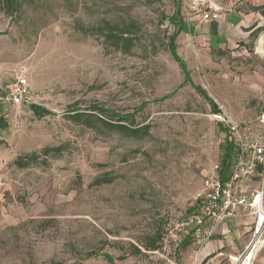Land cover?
Segmentation results:
<instances>
[{"label":"rangeland","instance_id":"1","mask_svg":"<svg viewBox=\"0 0 264 264\" xmlns=\"http://www.w3.org/2000/svg\"><path fill=\"white\" fill-rule=\"evenodd\" d=\"M229 1L220 0L227 11L255 10L260 27L222 50L190 32L201 22L188 0H18L14 15L0 0V91L23 73L52 113L39 119L28 107L0 106L8 125L0 126V264L174 261L144 244L189 212L232 142L215 115L264 135V0ZM180 24L185 86L168 46ZM109 26L132 30L130 52L106 44L98 32ZM143 103L135 120L152 127L148 138L110 129L96 119L108 117L91 111L127 115ZM72 110L92 124L74 120ZM175 258L181 264L182 255Z\"/></svg>","mask_w":264,"mask_h":264},{"label":"built area","instance_id":"2","mask_svg":"<svg viewBox=\"0 0 264 264\" xmlns=\"http://www.w3.org/2000/svg\"><path fill=\"white\" fill-rule=\"evenodd\" d=\"M187 8L198 15L203 23L218 21L227 12L217 0H188ZM0 106L41 107L23 73L0 91ZM215 117L226 123L234 145L228 179L223 181L220 162L207 171L201 189L193 197L190 211L175 221L164 235V254L181 244L187 236L194 237L198 245H205L213 239L220 225L245 215L255 220L253 234L245 253L236 261L252 264L253 260L251 263L245 262L247 253L254 252L255 257L264 248V135L251 126L240 125L230 117ZM260 124L264 126V114Z\"/></svg>","mask_w":264,"mask_h":264},{"label":"crops","instance_id":"3","mask_svg":"<svg viewBox=\"0 0 264 264\" xmlns=\"http://www.w3.org/2000/svg\"><path fill=\"white\" fill-rule=\"evenodd\" d=\"M217 1L220 4L223 2ZM244 2L255 5L256 0ZM228 4L234 6L232 0ZM244 5L239 10H228L223 13L218 21L209 23L200 21L201 23L189 26V30L197 32L199 38L222 50L238 47V43H247L250 36L260 27V23L259 14L255 10L245 11ZM254 223L253 217L242 215L233 222L220 225L213 239L205 245H198L194 237L187 236L181 244L166 251L168 253L164 254L163 242L161 247L152 253L159 257L160 253L167 257L174 256L175 264V257L178 255H182L181 264H241L236 260L245 253L250 244ZM181 247H184V252H181ZM173 262L170 261V264H174ZM252 264H264V248L255 255Z\"/></svg>","mask_w":264,"mask_h":264},{"label":"trees","instance_id":"4","mask_svg":"<svg viewBox=\"0 0 264 264\" xmlns=\"http://www.w3.org/2000/svg\"><path fill=\"white\" fill-rule=\"evenodd\" d=\"M177 2H181V0H177ZM4 5L6 6V12H8L10 15H14L18 11L19 2L18 0H3ZM179 12V11H178ZM175 20V18H173ZM175 22V21H174ZM184 26L182 24L179 25L178 30L175 31L169 38V51L172 56V58L177 62L184 75L185 80L182 84L185 86L186 84L191 82L190 75L188 73V69L185 65L184 60L181 58L179 52H178V46H177V39L181 32H183ZM131 29H122V30H115L114 28L107 27L106 31H99L98 33L100 35H103L105 38V42L107 45L113 47L114 49L121 50L124 52H130L132 47L134 46V39L131 36ZM199 94H201L211 105L212 111H217L218 107L217 105L206 95L205 91L202 89H198ZM171 97L173 95H170ZM170 96L164 97L161 99V101H165L170 98ZM148 106V103H143L140 108L133 114H127L122 115L120 113H117L115 111H108L105 109H101L99 107H92L91 111L100 113L102 115H105L108 117V120H104L101 118H96L97 121L102 123L103 125L109 127L110 129L117 130L119 132L124 133L125 135L132 137V138H148L151 136V129L152 127L149 125H138L136 124L135 117L137 114L143 112V110ZM32 113L39 119L44 118L47 115H51L52 113L49 112L45 108H41L38 106H30L28 107ZM72 113L71 116H73L74 120H80L81 122H85L87 125L92 124V119L90 116H85L82 111L79 110H72L70 111ZM116 119V123H113V120ZM128 124V125H127ZM0 126L3 129H6L8 127L7 122L3 117L0 118ZM220 130L222 131V127L219 126ZM222 156L220 158V163L222 165V173H223V181L228 179L229 175V163L230 159L234 153V145L233 143L226 142L224 145H222ZM104 180V179H103ZM103 181H98V183L101 185ZM107 182V181H104ZM190 211V210H189ZM164 235L160 233H156L153 237H149L146 239L145 242V250L146 251H156L161 247V243L163 242ZM137 254H140V250L135 249ZM107 261L113 262V258L108 255L104 254L102 255Z\"/></svg>","mask_w":264,"mask_h":264},{"label":"bare ground","instance_id":"5","mask_svg":"<svg viewBox=\"0 0 264 264\" xmlns=\"http://www.w3.org/2000/svg\"><path fill=\"white\" fill-rule=\"evenodd\" d=\"M254 254V252H248L247 255H246V259H245V262L248 261V259Z\"/></svg>","mask_w":264,"mask_h":264}]
</instances>
